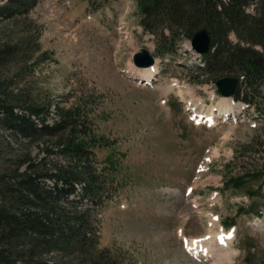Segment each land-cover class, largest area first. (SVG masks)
<instances>
[{
    "label": "rangeland",
    "instance_id": "374dc122",
    "mask_svg": "<svg viewBox=\"0 0 264 264\" xmlns=\"http://www.w3.org/2000/svg\"><path fill=\"white\" fill-rule=\"evenodd\" d=\"M254 5L245 12L251 14ZM139 19L135 0L103 5L101 0H37L21 15L0 19V44L17 42L22 49V55L18 51L0 64V85L51 101L48 121L56 104L77 103L86 113L105 143L93 148L95 165L102 169L107 158L116 162L113 171L101 170L108 200L99 214L97 241L119 264H264V228L255 226L256 215L264 213V174L238 190L223 183L264 162L245 151L258 143L256 151L264 148V79L254 81L257 89L242 73L212 79L191 62L198 52L188 50L187 38L166 46L163 35L144 31ZM229 40L238 42L234 33ZM142 48L158 66L149 84L131 60ZM224 77L237 78V97L231 95L224 109L238 120L193 124L185 102L194 100L198 112L218 109L221 97L211 93ZM244 95L250 103L241 112L237 98ZM0 150L1 159H17L25 150L41 156L34 145L2 128ZM231 226L236 238L229 248L213 244L217 252L209 257L200 244L207 258L200 261L180 240Z\"/></svg>",
    "mask_w": 264,
    "mask_h": 264
},
{
    "label": "trees",
    "instance_id": "16d2710c",
    "mask_svg": "<svg viewBox=\"0 0 264 264\" xmlns=\"http://www.w3.org/2000/svg\"><path fill=\"white\" fill-rule=\"evenodd\" d=\"M109 1L101 0V5ZM135 1L139 24L146 32L159 31L166 46L190 39L200 27L208 29L211 48L203 56V74L215 79L242 73L255 89L254 81L264 79V0ZM36 2L0 0V19L15 18ZM252 3L254 11L248 14L245 7ZM230 33L237 43L230 42ZM17 45L0 44V64L18 51L22 55ZM7 88L0 85V128L34 145L41 156L25 150L17 159H1L0 150V264H119L111 249L100 248L97 241L99 214L108 200L101 170L113 171L116 162L107 158L102 169L95 165L93 148L105 143L86 113L77 103L56 104L48 121L51 101ZM254 147L245 151L264 158V148ZM256 165L251 173L228 176L225 187L241 189L260 178L264 162Z\"/></svg>",
    "mask_w": 264,
    "mask_h": 264
},
{
    "label": "water",
    "instance_id": "95a60500",
    "mask_svg": "<svg viewBox=\"0 0 264 264\" xmlns=\"http://www.w3.org/2000/svg\"><path fill=\"white\" fill-rule=\"evenodd\" d=\"M190 46L200 54H206L211 48V37L206 27L198 28L190 39ZM135 66H149L153 63V57L142 48L132 57ZM237 83L236 77H224L215 81L216 92L222 96L232 95Z\"/></svg>",
    "mask_w": 264,
    "mask_h": 264
},
{
    "label": "bare ground",
    "instance_id": "6f19581e",
    "mask_svg": "<svg viewBox=\"0 0 264 264\" xmlns=\"http://www.w3.org/2000/svg\"><path fill=\"white\" fill-rule=\"evenodd\" d=\"M154 63H155V61H154ZM152 64V65H150V66H148V67H139V68H136V69H138V71H140L141 72V75L143 76L142 78H143V80H145V81H152L153 80V78H154V75L156 74V73H158V66L156 65V64ZM194 101V100H193ZM195 102V101H194ZM197 103H198V101H196ZM230 103V99L229 98H227V97H221V102L219 103V107H218V110H223L224 109V106H227L228 104ZM225 110V109H224ZM224 240V239H223ZM223 240H222V242H223ZM195 242H197V246H194V243ZM190 244L191 245H193V247L192 248H194L195 247V250H194V253L195 254H197L198 253V250H200L199 248L201 247L200 246V241H193V240H191L190 241ZM201 249L204 251V252H206L207 251V256H209V255H214V254H216V250L214 249V248H210V250L209 249H207L206 247H201ZM227 253V252H226ZM229 253V252H228ZM229 255V254H228Z\"/></svg>",
    "mask_w": 264,
    "mask_h": 264
}]
</instances>
